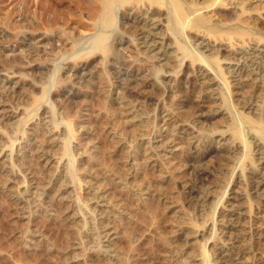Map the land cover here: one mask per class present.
I'll list each match as a JSON object with an SVG mask.
<instances>
[{"label": "bare ground", "instance_id": "bare-ground-1", "mask_svg": "<svg viewBox=\"0 0 264 264\" xmlns=\"http://www.w3.org/2000/svg\"><path fill=\"white\" fill-rule=\"evenodd\" d=\"M69 1L72 2L73 7L66 10L61 7L53 6L50 2H48V0L41 2L42 8L46 15V21L44 25L35 30H16L14 34H11L10 39L6 40L3 38L2 33L4 29H1L2 25H0V70H12L10 69L12 67L9 66H11L14 61L22 60L23 57L27 56V58H37L39 61L37 63H32L26 59L24 62H22L23 64L17 66L19 71H12L20 73V75L38 74L39 77L41 75L42 78L44 71H48V60H51L52 58L50 57L55 56L56 54V52L54 54H50V52H52V50H49L51 45L59 48H74L81 41H88L87 47L83 48L84 50L80 49V53L73 56L70 60L64 61L62 63L61 67L58 69L57 78L53 80L55 82L52 84L47 83L46 86L48 87L44 85L45 87L42 86L41 88H38L40 95L35 97L32 102H30V105H32V108L35 107L34 105L39 102L42 97L47 96H50L55 100L57 99L56 97H65L70 98L71 100L76 98L78 93H76L74 87L80 86L87 80L85 79V75L87 74L86 69L88 67L86 64L87 57L90 55H94L96 59L97 57H101L103 60L102 63L104 62L106 70L109 72L111 77L118 82L117 88L120 90L119 92H121L129 100H124L121 96H116L113 98L114 106L110 107V111L112 112L111 116L113 117V124L112 126H108V134L111 141L113 142V140L116 138L114 142L117 144L120 143V145L124 144L127 146L130 145V147L132 146L140 148L141 151L139 153H130L129 155L127 154V158L130 157L131 159L133 157V161H136L134 164H137L138 161L139 163L141 162L140 167L144 172L143 176L146 177L145 179H150V177L154 174V171L158 172L157 175L160 176V182L169 181L168 183L170 185L171 181L176 179L177 183H175L178 188L177 194L181 196V208H184L182 211L186 209L185 211L188 212L197 204H203L211 197H215L217 195L216 188L218 185L219 187H222V185L215 181V183L211 185L210 191L203 192L202 188L204 187V184L207 182L211 183L213 176L216 174L222 176L223 179L226 178L227 175L233 178V174L228 172L230 162L232 163V159H235L237 157L236 155L240 154L239 152H241V154H244L245 152V156L239 155L240 157L243 156L241 158L242 161H238V163H241L239 177L241 176L242 179L236 183L237 187L231 188V191L229 192V194H233L234 200L230 201V199H225L220 203V207L230 205L233 207V209H229L227 213L223 210L217 211V218L219 217V220L222 221V225L218 226L216 229L219 235L211 244L213 251L209 255L208 260L210 264H218L216 263L217 261H219V263L221 262L220 264L260 263V261L264 260V255L256 251L257 249L252 243V240L249 239L248 234L242 233L243 235L240 236H231V231L234 225L228 221L233 218H237V220L242 218L243 210H241L242 208L238 206L239 204L234 202L240 199L238 196L239 194H236L237 189L243 187L249 191L252 189L254 192H257L264 183V86L257 82L255 83V81L253 84L245 86V84H243L240 80L243 73L244 75L246 73L247 75L252 74L251 71H245L244 66L247 65V63L254 64L256 60H259L260 63L258 64L260 65L256 63V68L253 70V72L255 71L253 74L256 76L253 77L254 79H260L261 76H264V42L258 41L259 39H257V36V40H253L251 37L249 38L251 39L249 40L250 42L246 44L247 48L242 47V45H239L237 42L234 45H239L241 47L238 49H236V47L235 49L231 50L226 45L224 46L220 43L214 44L215 41L213 43V41L210 42L208 39L206 40L205 37L197 34L195 31L201 30L206 33L210 32L215 34L225 29L223 32H235L238 34V36L245 40L244 36L246 34L253 33L255 35L256 32H258L255 29L257 28L256 25L259 24L263 25L262 27H264V16L261 11H259V7L257 9L255 6H264V0ZM222 5L227 7V11H221L220 8H222ZM212 16H214L215 19H222V25L214 22L213 20L211 21L210 19ZM243 26L248 27L249 31H245ZM253 28L254 31L256 30L255 33L252 32ZM181 36H185V40H192L193 44L195 43L196 46L201 45L205 40L206 42H203L204 44L201 47L202 49L206 48L209 51H213L219 68L221 67V60L226 59L229 65L228 68L231 67L232 69L231 72L230 70L229 72L231 74H233V72H239V80L236 82L234 80L233 84L232 80L229 79V72L223 73L224 81L228 87V95L233 93L231 88L232 85H236L237 88L241 89V91H243L241 93L243 94L239 95L236 100H232V103L230 102L229 104L226 102L228 101L227 98L230 97L225 95L224 100L221 98V105H218L216 109L210 108L206 103L207 98H209L208 92L216 90V80L212 78L209 73L210 69H214L213 63L210 64L207 62V67L210 66L209 69L200 65V63H196L197 59H203L202 57L206 55H202L203 53L200 51V46L198 53L190 52L188 50L189 47L185 45L182 46L183 44L181 45L179 42V38H181ZM57 52H59V50H57ZM178 53L181 54L179 59H182V64H180L183 65L182 68L180 67L179 71L176 70L177 73H175V71L174 73L164 75V73L167 72V68L174 67V61L176 60ZM3 58H5V60ZM206 58L209 59V57ZM239 59L242 61L240 62ZM161 71L162 74L160 73ZM212 74L213 76H216L217 73L215 74V72H213ZM162 76L165 78L169 77L174 79L176 81L175 86H168V80H165L162 78ZM216 78H218V74ZM42 79V81H44L45 78ZM30 80L25 81L23 85H32L36 88L35 84L30 82ZM11 81L9 83H12ZM163 83L167 84L166 87L162 88V91L167 96L165 102L169 101L171 106L174 105V107H171V109L164 107L163 104L161 105L160 103H155L154 96L150 94L154 88L159 87ZM5 85L6 84L2 85V87L0 86L1 107L7 104L6 102L11 103V105L14 102V100L11 99L10 92L8 93L5 91L7 88ZM51 86H53V90ZM50 89L52 92L49 91ZM104 99H106L104 102L107 103V98L105 97ZM225 99L227 101H225ZM140 103H150L151 105L155 104L153 112L151 115H149L148 112L143 110L141 113H146V116L143 118L140 117V122H133L135 117L141 116V113L138 115V113L135 112V108ZM239 106L242 108L241 112L236 111L237 107ZM32 108L30 110H34V108ZM234 110L236 113L233 112ZM23 114L24 112L22 110L8 111L6 117L17 118L18 115L22 116ZM35 114L37 115V113ZM39 115L42 117V122H40V124L43 126V131H40L39 133L35 132L38 127L34 125L29 134L28 131H25L17 142L13 140L17 145L15 146L16 156L13 157V160L17 161L21 167L24 165L25 168L23 169L27 171L24 173V178L26 179L27 184H35L36 187L41 188L44 191H47L48 189V191L56 190L63 195L70 188L68 181H73L75 179V174H78V172L84 170L86 174V178L84 180L85 182H89L87 194L88 197L94 198L95 205L99 206L101 201L106 202V199H111L109 194L108 195L110 198L106 196V189L99 192L96 190L94 185L99 178L103 177L97 176L91 172L94 169L93 167L96 168L95 161L97 160V157L92 159L95 161L91 165L90 163L86 164L81 161H76V165L74 164L75 162L70 163L71 157L75 156V153H79L77 150H80L78 149L80 147L77 145L73 146V149H69L70 145L68 147V141L71 139L70 137L75 135L72 127L68 128V132L65 128L59 130L58 126L51 128L50 124L53 122L51 116H49L50 114L48 113V110L44 106H41ZM218 115L229 116L223 120L225 126L224 129H220V125L217 126L212 123V120ZM32 116L33 115H31V117ZM127 118H129L128 121L126 120ZM20 123L21 122L19 121V125ZM84 130L85 131L83 134L85 135L91 133L87 129ZM58 131L63 135V138L59 142L58 140H54L55 138L53 137ZM172 131H177L180 133V135L173 136L171 135ZM69 132H71L72 135ZM215 132L216 137L213 140L215 142H213L212 136ZM29 135H33V138L29 143L23 145L22 138L28 137ZM154 138H158L156 143L152 142ZM214 143H219L220 146L216 147ZM171 144L173 145L171 146ZM83 145L85 149V144L82 143V147ZM109 145L110 141L104 144L105 150H107ZM175 145L180 146L182 156L181 159L173 161L175 159L168 160L163 158V151L172 149V147ZM251 147L252 150H250ZM71 149L73 150V154L70 151ZM255 151H257L260 156L255 157L253 155V152ZM50 152H53V155L55 153L60 154L61 156L66 155L67 164L64 165L62 172L59 173V175L52 177L50 179V184L45 186L47 177L38 176L37 178L35 174L36 169L30 160L39 159L48 164L54 161L55 158ZM7 155L8 154H6V152H3V149H0V174L7 175L9 178H11L15 176L14 172L8 170L3 162L5 160H2ZM30 155H33V157ZM93 155L94 154L91 152L90 156ZM210 155L215 156V161L213 160L214 162L211 165H207L206 163V165H204L203 160H205ZM72 160L74 159L72 158ZM234 167H236V164ZM128 170L130 173V167ZM110 171H112V173ZM107 175V178L109 177L112 180H115L118 178V176H120V170L119 168L114 170L109 169ZM163 176H167V178L164 179ZM160 186L161 184H157L149 180L148 183L143 185L137 184L136 187L132 189L129 187V199L131 205L134 207L131 212L134 217L140 218L141 223H148L149 212L156 207V201H159V203L161 202L166 206H169L167 204L173 202L172 200L174 196L163 191L164 189H162ZM5 191H7L8 196L11 197L12 202L15 204L18 214L21 215V217H28L27 219H29L30 212L26 210L27 208L31 207L29 205L30 194H28V196L23 195L25 191L23 192L20 190L16 195L11 189L8 188H6ZM224 191L227 193L226 190ZM144 193H146L148 196L146 198L145 204H142L140 198ZM262 201H264V199L261 200L262 205H264ZM40 203L43 206L45 205L44 200H41L38 204ZM115 204L116 203L114 202L113 205ZM64 206L67 211H73L74 209L72 204L66 203ZM124 206L123 209H119L120 211L118 212L125 213ZM211 209L212 208H210V211H213V209ZM97 210H99V208ZM72 213L74 214L75 211ZM115 213L116 210L114 211V214ZM209 213L210 212L208 210V213L205 214L211 218L208 215ZM196 214V218L188 216L187 213H185V215H180L178 218L179 224L180 222H185L186 224L185 226L178 227L181 232L177 235V239L175 238L174 240H170L168 237L166 238V236L158 237L156 240L153 238L156 241L155 245H157V242H159L158 245H162L161 250L167 252V256H169L171 259H174L173 257L175 251L173 250V247H167L169 244L171 246L174 243L177 244V246H180L181 244L186 245L185 243L187 242L188 238L201 240L205 237V235L209 234L207 232L208 228L204 231L203 222L199 221V217L202 216V211L201 213ZM95 216L97 222H95L94 225L92 224L90 229L93 230V234H96L98 238L105 237V241H107L109 247H107L109 251L106 252H108V254L114 253L115 250L117 251V249L115 247L113 248V245L119 230L115 229L113 225L110 224V215L107 214L105 210H99ZM119 216H117V218ZM91 218L94 219V214ZM121 218L122 217H119V220ZM217 218L213 220L212 226L214 222L218 221ZM72 222L73 221H71V223ZM247 222L249 224L247 225L246 223V226L252 229V231H250L251 233L249 234H253L254 231L258 230L264 225V221H259L258 219L254 218L248 220ZM70 228L72 229V232H68V230H66L65 235H68L69 233L73 234L81 242L84 239L88 242L90 239L88 244L94 245V239H91V236H82L81 232L78 230L80 227L77 224H72ZM199 228L202 230L199 231ZM241 230L244 231V229ZM130 232L127 231L126 233V237H129L127 238L128 240L133 238L131 237L132 234H134L133 230ZM120 233L124 234L123 230ZM129 233L130 236H128ZM215 233L217 232H214V234ZM34 236L35 235L33 231L30 230V232H26L24 234L20 233L18 238L20 242L27 243L29 241L31 242ZM251 236L253 237V235ZM58 238L63 239L64 233L63 235H59ZM225 243H228V245H225ZM81 244L79 243V245ZM159 247L160 246L157 248ZM80 248L83 250L82 258H86L87 253L89 254L94 252V250H91V246L89 248L86 247V250L84 249V245H81ZM193 248L194 250L198 249L194 246ZM225 249L229 250V252H224ZM99 250L100 249L97 251L99 252ZM57 251L59 250L53 249L51 250L50 254H55ZM68 252L69 251L67 250L62 252V254H59V257L63 255L65 256L63 258H69L67 255L71 254V252ZM58 253L59 252H57V255ZM195 253L197 252L194 251L193 254ZM108 254L105 253L104 255L103 252L104 257H109ZM203 254L205 255L204 250ZM189 255L191 256V254ZM204 255L203 257L207 259V256L205 257ZM180 259L181 258H175L178 264L179 262L180 264L187 263V261L184 259ZM118 260L119 261L117 264H121V260Z\"/></svg>", "mask_w": 264, "mask_h": 264}, {"label": "rangeland", "instance_id": "rangeland-1", "mask_svg": "<svg viewBox=\"0 0 264 264\" xmlns=\"http://www.w3.org/2000/svg\"><path fill=\"white\" fill-rule=\"evenodd\" d=\"M41 2H45V0H0V25H2L1 29H4L2 33L3 38L6 40L10 39L11 34H14L15 31L19 29L35 30L43 26L46 21V15H45V11L42 8ZM48 2H50L53 6L61 7L65 10L68 8L71 9L73 7L72 2H70L69 0H48ZM255 6L257 7V9L259 7V11H261V13L264 16V6L261 5L260 6L255 5ZM220 9L222 12L223 11L225 12V10L227 11V7H225L224 5H222V8ZM210 20L211 21L213 20L214 22H217L222 25L221 23L222 19L221 20H219V18L215 19L214 16H212ZM246 26H243V29L248 32L249 28ZM256 26L258 29L257 28L255 29L258 32H256L255 35L253 33L246 34L244 36L245 40H243L242 37L238 36V34L235 32H223L225 29L215 34L210 32L206 33L201 30L199 31L197 30L195 32L197 34L202 35L203 37H205L206 40L208 39L210 42L213 41L214 43L215 41L214 44L220 43L223 44L224 46L225 45L228 46V48L232 50L235 49L236 47H237L236 49L240 48L241 46L239 45H242V47L247 48L246 44L250 42L249 40L251 39L249 38L251 37L254 40L256 39L257 36L258 37L257 39H259L258 41L264 42V27H262L263 25H259V24ZM255 31L253 28L252 32L255 33ZM185 39H186L185 36L184 37L181 36V38H179L180 44L181 45L183 44L182 46L185 45L189 47L188 50L190 52H195V53H198L199 52L198 49H200V47L206 42L204 40L203 41L204 43L202 42L201 45L196 46L195 43L193 44L192 40L190 39L185 40ZM237 42L239 45L238 46L234 45ZM87 44L88 41H81L74 48H69V47L59 48L54 45H51V47H49L50 48L49 50H52L50 54H54L55 52L56 54L55 56L50 57L52 58L51 60H48V66H49L48 71L47 70L44 71V74L42 75V78H45L44 81H42L43 79L41 78V75L39 77L38 74L20 75V73H16L12 71V70L19 71L17 69V66L23 64L22 62H24L26 59L32 63H37L39 61V59L37 58H31V57L27 58V56H25L22 58V60L14 61L11 64V66H9L12 67L10 68L12 70L10 69H9L10 71L0 70V86L2 87V85L6 84L5 86L7 88L5 91H7L8 93L10 92L11 99L14 100L12 105L11 103L6 102L7 104H5L2 107L0 106V149H3V152H6V154H8L6 157L2 159L5 160L3 161L4 165L7 167L8 170L13 171L15 175L14 177L9 178L7 175L0 174V264H113V262L114 264L115 263L117 264L119 261L118 259L121 260V264H178L175 258H181L180 260L184 259L185 261H187L186 264H210L208 258L213 251V247L211 246V244L214 241V239H216V237L219 235L218 231L216 230L217 227L222 225V221L219 220V217L217 218V214H218L217 211L223 210L224 212L227 213L229 209H233V207H231L230 205L220 207V203L222 202V200L225 199H230V201L234 200L233 194H229V192L231 191V188L237 187L236 183H238V181H241L242 179L241 176L239 177V173L241 170V165H240L241 163H238V161L239 160L240 162L242 161L241 158L245 156V152L244 154H241V152H239L240 153L239 155H243V156L240 157L237 154L236 156L238 158L237 157L235 158L237 160L233 158L232 163L230 162V165L228 167L229 168L228 172L233 174V178L227 175V177L223 179L222 176L216 174L215 176H213L211 183L207 182L204 184L202 190L203 192H206V191H210L211 185L214 184L215 181L217 183H220L222 187L221 186L219 187L218 185V187L216 188L217 195L215 197H211L212 199L211 198L208 199V201L204 202L203 204H197L190 211L186 212L185 211L186 209L182 211V209L184 208H181L182 198L177 194L178 188L176 186L177 183L176 179H173L170 185L168 183L169 181L160 182V176L157 175L158 172L156 171H154V174L150 177V179H145L146 177L143 176L144 172L141 170L140 167L141 162L139 163L138 161L137 164H134L136 163V161H133V157L131 159L130 157L127 158V154L129 155L130 153L131 154L139 153L141 151L140 148H136L132 146L130 147V145L127 146L124 144L120 145V143L117 144L116 142H114L116 138L113 140L114 143L111 141L110 136L108 134V126H112L113 124V117L111 116L112 112L110 111L111 109L110 107L114 106L113 98H115L116 96H121L123 97L124 100H128V99L121 92H119L120 90L117 88L118 82L115 81L111 77L109 72L106 70L104 62L102 63L103 60L101 59V57L100 58L97 57V59L95 58L94 55H90L87 57L86 64L88 65V67L86 69L87 74L85 75V79L87 80L83 82L80 86L74 87V90L76 91V93H78V96L76 98L71 100L70 98L56 97L57 99L55 100L50 96L42 97L41 100L36 103L37 105L36 104L34 105L35 107L33 108L35 111L30 110L32 108L30 102H32V100L35 97H38L40 95V91L38 88H41L44 85L46 86L47 83L52 84L53 82H55L53 80L57 78L58 75L57 72L58 69L61 67L62 63L64 61L70 60L73 56L80 53L81 51L80 49L87 47ZM190 49L193 51H191ZM57 50H59V52H57ZM200 51L201 53H203L202 55H206V56H203L202 57L203 59L200 60L197 59L196 63L198 64L200 63V65L205 67H207L208 64L207 62H209L210 64L213 63L214 69L213 66L212 69L216 70L213 71L210 69V72L208 70L210 76H212V78L216 80V85H215L216 90L208 92L209 98H207V102H206L207 105L212 109H216L218 105H221V101H222L221 98H223L224 100L225 95L231 98V99L227 98L228 101L225 99V101H227L226 103L227 104H229L230 102L232 103V100H236V98L239 95L243 94L241 93L243 91L237 88L236 85H232L231 88L233 90V93L231 95H228V87L224 81V75H223L224 72H229V70L231 72L232 70L231 67L228 68L229 66L227 63L228 61L226 59L221 60V67L223 69L221 67L219 68L217 59L213 51H209L206 48L202 49V47ZM179 56H181V54L178 53L175 60L176 62L174 61L175 68L174 67L167 68L166 69L167 72L166 73H164L165 71L163 72L164 75L174 73L176 70L179 71L180 67L182 68L183 65H180L182 64L181 62L182 59L180 60ZM206 57H209V59ZM3 59L5 60V58ZM241 61L242 60H240V62ZM256 63L257 64L260 63L259 60H256V62L254 63L255 65L251 63L250 64L247 63V65L244 66L245 71L252 72V74L249 75H247V73L245 75L244 73L242 74L240 80L243 84H245V86H249L250 84H253L254 81L255 83L257 82L262 86H264V76H261L260 79L259 78L254 79L256 75L253 74L255 72V71L253 72V70H255L256 68L257 65ZM209 68L210 66L207 67V69ZM162 71L160 72L161 74ZM177 71L175 73H177ZM211 71L215 72V74L217 73L218 78H216L217 74L216 76L215 75L213 76L212 74L213 72ZM229 73H228V75H230L229 79L232 80V84L234 83V80L235 82L239 80L238 78L239 72L236 73L233 72V74L231 73L229 74ZM249 77L252 79H250ZM162 78L168 80L167 81L168 86L170 85L175 86L176 81L174 79L169 77L165 78L163 76ZM29 80L30 82L35 84L36 88L33 87L32 85L31 86L23 85L25 81H29ZM10 81L12 83H9ZM166 86L167 84L163 83L159 87L154 88L152 92H150V94L154 96L155 103L157 104L160 103L161 105L163 104L164 107H168L171 109V107H174V105L171 106L169 101L165 102L167 96L162 91V88ZM51 87L53 90V86ZM52 90L50 89L49 91L52 92ZM104 96L107 98V101L109 103L104 102L106 100L104 99L105 98ZM41 106L46 107L48 113L50 114L49 116H51L53 122L50 124L51 128L58 126L59 130L65 128L67 129L68 132V128L72 127L75 135H72L71 132H69L72 135V137H70L71 135L69 136L71 139L70 140L68 139L69 140L68 141L69 143L67 142L68 147L70 145L69 149L70 148L73 149V146L77 145L80 147L78 148L80 150H77L79 151V153L77 152L75 153L76 154L75 156L71 157L70 163L75 162L74 164L76 165V161H81L86 164L90 163L91 165L95 161L92 160L94 159V157H97V160L99 159L98 160L99 162L97 160L95 161L96 168L93 167L94 169L91 172L97 176H103V177L99 178L94 185L96 187V190L99 192H101V190L103 191L104 189H106L107 190L106 196L109 197L110 195L111 199L109 200L106 199L107 200L106 202L101 201L99 206L95 205L94 198L88 197L87 194V191L89 189V182H85L84 180L86 178V174L84 170H81V172L77 171L78 174H75V179L73 181L71 180L68 181L70 188L63 195L56 190L48 191L49 190L48 189L47 191H44L41 188L36 187L35 184L32 185L27 184V181L24 178V173L27 172L26 170L23 169L25 168L24 165H22L23 167L19 166L20 164L17 161H14L13 157L16 156L15 153V146H17L16 142L18 141L19 138L22 137L25 131H28L29 134V132H31L30 130H32V127L34 125L38 127V129L35 130V132L39 133L40 131H43L42 130L43 126H41L42 124H40V122H42V117L39 115ZM154 106L155 104L151 105L150 103L147 104L140 103L135 108L136 111L135 109L134 111L139 115L144 110L145 112H148L149 115H151ZM14 110H22L24 112L23 114L24 116L18 115L17 118L21 116L24 119L21 117H19L20 119L19 118L17 119L16 117H12V118L6 117L8 111H14ZM31 111H33L34 113ZM236 111L241 112L242 108L239 106L237 107ZM233 112L236 113L235 110ZM35 113H37V115ZM31 115L33 116L31 117ZM140 115L141 116H137L134 119L132 118L133 122L134 121L140 122L141 121L140 117L141 118L145 117L146 113H141ZM228 117H229L228 115L226 116L218 115L212 120V123L217 126L220 125L219 128L224 129L225 126L223 120L224 118H228ZM18 120L21 122L20 125ZM126 120L128 121L129 118H127ZM15 124H18L19 126ZM84 129L89 130L91 133H88L86 135L83 134V132L85 131ZM213 134L214 135L212 136V141L216 137V132ZM171 135L178 136L180 135V133H178L177 131H172ZM53 137L55 138L54 140L56 141L58 140L59 142L63 138V135L58 131ZM32 138L33 135H29L28 137L22 138V144L24 145L26 143H29ZM13 140H15L16 142L14 143ZM108 141H110V145L108 146L107 150H105L104 144ZM157 141L158 138H154L152 140L153 143H156ZM82 143L85 144L86 147L85 149H84V145L82 147ZM172 145L173 144H171V146ZM214 145L216 147L220 146L219 143H214ZM72 149L70 151L73 154ZM250 150H252V147L250 148ZM89 152L90 153L92 152L94 155L90 156ZM163 153H164L163 158L168 160L175 159L173 161H176V160H180L182 157L181 149L179 145L177 146L175 145L172 147V149L169 150L167 149L163 151ZM253 155L255 157L260 156V154L257 151L253 152ZM30 156L33 157V155ZM53 156L55 157L54 161L48 164L44 163L39 159L30 160L36 169L35 171L36 177L37 178L38 176L47 177V180L45 181V186H48V184H50V179L56 175H59V173L62 172L64 165L67 164L66 155L61 156L60 154L55 153ZM72 158L74 160H72ZM213 160L215 161V156L210 155L205 160H203V164L211 165L214 162ZM235 164L236 167H234ZM237 165L240 167H238ZM129 167L131 169L130 173L128 170ZM117 168H119L120 170V176H118V178H116L115 180H112L109 177L107 178L108 176L107 173L109 169L114 170ZM110 172L112 173V171ZM163 178L165 179L167 178V176H163ZM149 180L153 181L154 183L161 184L160 187L164 189L163 191L167 192L168 194L174 197L172 200L173 202L167 204L169 206H166L165 204L156 201L157 204L156 207L149 212L148 223L144 224L143 222L141 223L139 217H134L131 212V210H133L134 207L131 205L129 199L130 196L129 187L130 189H132L136 187L137 184L143 185L148 183ZM6 188L11 189L13 193H15L16 195L20 190L23 192L25 191L23 195L28 196V194H30L29 198L30 200L31 199L32 200L31 201L29 200L30 202L29 205L31 207L27 208L26 210L30 212L29 219H27L28 217L27 218L21 217V215L18 214L15 204L12 202L11 197L8 196L7 191H5ZM224 190H226L227 193H225ZM236 194H239L238 196L240 199L234 202L236 204H239L238 206H240L242 208L241 210L243 211H242V218L240 220H237V218H233L228 221L229 223L234 225L231 231L232 234L231 236H235V237L240 236L243 235L242 233L248 234L249 239L252 240V243L257 249L256 251L264 255V225L261 226L258 230L254 231L253 234H249L251 233L250 231H252V229L246 226V223L247 225L249 224L247 221L253 218L258 219L259 221H264V205H262L261 203V200L264 199L263 198L264 183L261 186L260 190L257 192H254V190L252 189L249 191L246 188L240 187L237 189ZM147 196L148 195L146 193L141 195L140 199L142 204H145ZM41 200L45 201L44 206L41 205V203L38 204ZM113 201L116 203L115 205H113L114 204ZM262 202L264 204V201ZM66 203L72 204V206L74 207L73 211L72 210L67 211V209H65L64 204L66 205ZM123 206L125 209V211L124 210L123 211L125 213L122 212L123 213L122 214L121 212L118 211H120L121 208L123 209ZM77 207L80 210H78ZM98 208L100 211L105 210V212L110 215L109 217L110 224L113 225L115 229L119 230V232L117 233V238L113 245V248L115 247L117 251L115 250V252L111 254L110 253L108 254V252H106L109 251L108 249L109 247L107 241H105V237L101 236L102 238H98L96 234H93V230L90 229L92 224L94 225L95 222H97L95 214L99 212V210H97ZM210 208H212L213 211H210ZM34 209L37 211H35ZM115 210L116 213L114 214ZM208 210L210 212L208 215L211 218H209L205 214L208 213ZM74 211L75 213L73 214L72 212ZM201 211H202V216L199 217V221L203 222L204 231L205 229L208 228L207 232L209 234L205 235V237H210V238L204 237L201 240L199 239L194 240L188 238L187 242L185 243L186 245L181 244L182 246L181 245L177 246V244L175 243L172 244V246L169 244L170 247L169 245L167 247L168 248L173 247V250L175 251L173 257L174 259H171L169 256H167V252L161 250L162 245H158L159 242H157L158 244L155 245L156 243L155 240L161 236H166V238L168 237V239L170 240L172 239L174 240L175 238L177 239V235L181 232L178 227L185 226L186 224L185 222H180L179 224L178 218L180 217L181 214L185 215V213H187L188 216L196 218L197 216L196 213H201ZM118 213L120 214V216ZM93 214H94V219L91 218L93 217ZM117 216L122 218L119 220V217L117 218ZM216 218L218 219V221L214 222L212 226V222ZM71 221H73L74 223L73 222L71 223ZM72 224H77L80 227V229L78 230L81 232L82 236L83 235L84 236L87 235L88 237L91 236L92 237L91 239H94L95 241L94 245L88 244L90 239L88 240V242L87 240L85 241V239L81 242L73 234L69 233L68 235H65L66 230H68V232H72V229L70 228ZM68 228H70L71 230ZM241 229H244V231ZM30 230L33 231L35 235L33 240L27 243L20 242L18 235L20 233L24 234L26 232H30ZM122 230L124 234L120 233L122 232ZM131 230H133L134 232V234H132L131 236L133 238L128 240L127 238L129 237H126V233L127 231L130 232ZM201 230L202 229L199 228V231ZM62 232L64 233V238L59 239L58 238L59 235H63ZM214 232L217 233L214 234ZM130 233L128 234V236H130ZM251 235H253V237ZM153 238H155V240ZM79 243L80 244L83 243L81 245H84L85 250L86 247L89 248L90 246H91V250H94V252L89 253L90 255L86 251L87 255L86 254L85 255L87 259L85 257L82 258L83 250L81 248L83 246L80 248L81 245H79ZM225 245H228V243H225ZM156 246L157 247L160 246L159 247L160 249L157 248ZM193 246L198 249L194 250ZM53 249L59 250L57 251L59 252L58 255L57 252L52 255L50 254L51 250ZM96 249L97 250L100 249L99 252ZM66 250L69 251L68 253L71 252V254L67 255L69 256V258H63L65 257L63 255L59 257V254H62V252ZM203 250L205 252V255L203 254ZM194 251H196L197 253L193 254ZM103 252L104 255L105 253H107L109 257H104ZM224 252L228 253L229 250L225 249ZM189 254H191V256ZM202 254L205 257L207 256V259H205ZM216 263L220 264L221 262L219 263V261H217ZM258 264H264V260L260 261V263Z\"/></svg>", "mask_w": 264, "mask_h": 264}]
</instances>
